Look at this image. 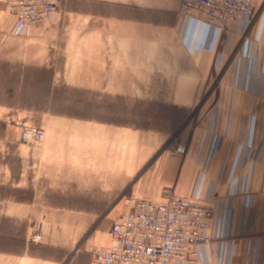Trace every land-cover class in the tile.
<instances>
[{"label":"crops","instance_id":"1","mask_svg":"<svg viewBox=\"0 0 264 264\" xmlns=\"http://www.w3.org/2000/svg\"><path fill=\"white\" fill-rule=\"evenodd\" d=\"M5 1L0 0V126L7 132L0 141L19 140L11 133L14 112L33 109L48 118L42 142L19 150L30 169H20L15 182L0 183L17 190L0 196V264H96L90 247L111 243L113 220L138 199H165L166 188L181 196L198 190L200 203L213 208V240L201 248L210 264H264V11L252 27L244 18L231 21L219 52L211 46L222 33L192 19L183 26L177 0L142 6L139 0H96L107 4L95 12L97 21L59 9L22 35L5 21ZM140 8L164 17L140 18ZM141 23L151 35L158 24L167 36H144ZM157 40L174 43L179 53H166L163 61L152 56L155 48L149 46ZM203 44L209 48L198 52ZM181 54L188 67L176 62ZM156 59L165 63L161 78L170 77L166 69L176 71L173 89H140V69L143 78H153L157 69L149 61ZM224 67L216 100L198 103L209 78ZM60 87L87 94L172 93L170 104L192 110L198 105L179 130L177 145L185 151L174 146L146 165L153 151L140 153L138 141L124 144L122 125L54 113ZM28 94L45 96L38 102L17 99ZM59 122L68 128L57 129ZM124 158L134 161L124 164ZM210 189L214 197L206 201Z\"/></svg>","mask_w":264,"mask_h":264},{"label":"rangeland","instance_id":"2","mask_svg":"<svg viewBox=\"0 0 264 264\" xmlns=\"http://www.w3.org/2000/svg\"><path fill=\"white\" fill-rule=\"evenodd\" d=\"M152 0H139V4L145 5L149 4ZM178 5L180 6V16L182 17V25L188 22V20H194L195 22L204 23L206 26L210 27V29H215L218 32H221L217 27L209 24L205 18L202 16L200 12H193L189 14H184L181 10V5L183 0H177ZM158 1L156 0V3ZM255 5V16L252 19L251 27L255 24L260 16H262L264 11V0H253ZM155 3V4H156ZM107 5L106 3H100L96 0H59L58 4V11L66 10L67 8H72L80 15L84 16V18L94 17L97 21L99 16L95 13L99 10L100 6ZM109 5V4H108ZM6 7V1H5ZM104 7V6H103ZM6 11V10H5ZM105 11V7L103 8ZM85 12V13H83ZM262 12V14H261ZM91 13V14H89ZM95 13V14H93ZM8 15V14H7ZM264 15V14H263ZM138 16L140 18L152 19L155 16L157 21H161L160 18L164 17V14L145 12V10L139 9ZM6 19V20H5ZM4 20L6 22L9 21L8 16ZM142 19H140L141 21ZM236 20V19H235ZM233 21V20H232ZM10 22V21H9ZM145 22V21H141ZM231 22V21H230ZM229 22V23H230ZM228 27V26H227ZM161 26L156 24L155 29L152 33V29L150 26H147L146 23H141L140 31L144 36L152 37V38H162L165 35L164 30H162ZM226 30V29H225ZM85 35V34H84ZM74 36V35H70ZM78 37H82V34H78ZM168 36L167 38H170ZM147 38V37H146ZM226 40L225 31L220 35L216 43H213L211 46L212 50H222L221 48L224 46V42ZM161 40H157L154 43V46H149L151 48H155V53L152 56L156 58H160L162 61L166 59L170 54L171 57H175L179 53L178 50H175L174 43H164L160 42ZM188 49H193L188 44ZM145 48V45L144 47ZM202 48H209L206 45H202L201 47H197V51L200 52ZM146 51H149L146 48ZM169 51V52H168ZM87 54V51H85ZM167 53V54H166ZM140 55H142L140 53ZM143 55H146L145 53ZM79 59L83 58V53L77 56ZM142 58V57H141ZM178 60V59H177ZM180 68L183 66L188 67V63L183 61V55L181 54L179 58ZM155 62V66L157 72H155V76L153 78H143L142 73L143 70L140 69L139 73V85L140 89H145L146 87L148 90L153 89L152 87H158L157 89H173L175 87V78L172 77L173 74H176V71H170V69H166L170 74L168 78H161L159 76L161 69H164L165 63L157 62V59L150 60L149 63ZM165 62V61H164ZM175 62V63H176ZM168 63V62H166ZM80 64V62L76 63ZM82 64V63H81ZM141 64V63H140ZM169 64V63H168ZM174 63L172 62L171 65ZM81 66V65H80ZM143 68V67H141ZM17 71V69H16ZM216 72L212 74V77L209 78L206 86L204 88V92L197 96L196 101L198 103L204 101H215L217 98V85H219L220 76L222 72L225 71V67L223 70H215ZM163 75V74H162ZM153 89V90H157ZM70 90V92H68ZM152 90V91H153ZM65 91V92H64ZM168 92L167 90H165ZM215 91L214 93H212ZM45 95H34L28 94L26 96H18V100H22L24 102H35L39 101L41 98H44ZM59 96V110L54 111L56 114H64L68 113L69 116L82 118L83 116H95L101 120L105 121H113L116 122L123 127V136H124V144L125 143H136L138 141L139 152H148L150 150L153 151L152 157H148L146 160V165L148 163H152L154 160L158 158L160 154H162L165 150H170L174 146L176 151L184 152L185 148L177 145V138L180 133L181 126L186 122V120H191L194 118L195 114L198 112V105H196V109L192 110L191 108L170 104L168 101L173 99L172 93H160V92H151V93H140V94H128V95H113V94H87L81 92H73L69 87H60V94ZM54 101V100H53ZM90 103L91 108L87 109V105H83V103ZM96 102L97 105L93 106V103ZM100 103V104H99ZM93 106V107H92ZM17 112V111H16ZM56 117V116H55ZM61 117V116H60ZM56 117V118H60ZM46 116H43V113L36 111V110H27L21 111L20 114H15L10 117L11 121V133L15 136H12L14 140L11 143L9 142H2L0 141V183L1 182H15L17 181V177H19V170L23 169H30L28 167V163L23 159L20 160L19 158V150L25 149L24 145L30 146L32 149L33 147H37L41 142H25L21 139V131L26 126H33L41 129L45 132L44 125L46 124L45 120ZM42 122V123H41ZM44 124V125H42ZM59 127L57 129L65 130L68 127L66 124L59 122ZM56 127V126H55ZM134 131H137L135 134ZM7 131L2 130L0 126V133H6ZM154 148L155 150H153ZM180 148H183L184 151H181ZM146 149L147 151H142ZM149 153V152H148ZM144 154V153H142ZM141 158V157H140ZM139 160H142L140 159ZM124 164H130L133 159H123ZM28 166V167H27ZM17 190L0 186V196H12ZM131 207L125 208V211H128ZM123 213V212H122Z\"/></svg>","mask_w":264,"mask_h":264},{"label":"built area","instance_id":"3","mask_svg":"<svg viewBox=\"0 0 264 264\" xmlns=\"http://www.w3.org/2000/svg\"><path fill=\"white\" fill-rule=\"evenodd\" d=\"M58 4L59 0H6L13 33L28 34L33 24L52 19ZM181 10L184 14L200 12L221 33L235 19L244 18L249 26L256 12L253 0H183ZM43 138L44 132L37 127L26 126L21 131L25 142ZM164 192L165 199H138L113 220L111 243L90 247L96 264H210L201 248L213 240L209 224L213 208L200 203L198 190L192 196L177 195L170 188ZM213 197L210 189L205 199Z\"/></svg>","mask_w":264,"mask_h":264}]
</instances>
